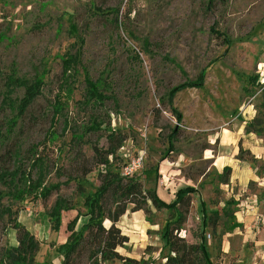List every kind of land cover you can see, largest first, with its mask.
<instances>
[{"label":"rangeland","instance_id":"374dc122","mask_svg":"<svg viewBox=\"0 0 264 264\" xmlns=\"http://www.w3.org/2000/svg\"><path fill=\"white\" fill-rule=\"evenodd\" d=\"M97 7L118 8V20L130 37L106 21ZM144 40L151 44L145 51ZM131 49L140 51L139 60H131ZM75 52L79 61L66 106L70 125L81 126L96 109L80 103L86 69L115 100L106 99L97 110L108 113L110 127L126 135L115 155L109 156L110 169L134 175L143 191L154 189L165 202L174 200L180 187L193 186L196 192L179 235L189 243L198 241L202 200L215 222L205 228L206 248L214 263L264 264V234L254 228H264V223L255 222L253 227L255 215L249 214L246 223L236 216L241 208L236 197L256 194L264 198V188L248 179L245 191H239L232 168L227 182H222V165L232 166L238 160L247 161L251 172L264 176V160L255 159L241 144L242 138H237L242 129L244 135H252L248 141L264 149V0H0V92L6 74L26 80L40 77L44 83L14 131L5 135L1 130L5 137H0V167L13 168L15 162L7 155L13 148L20 151L21 163L27 167L28 150L35 147L49 165L42 185H58L47 198L37 190L19 201L0 177V204L12 211L10 218L5 214L0 219V264H12L4 251L17 244L19 227L38 243L33 264H60L63 258L57 248L69 234L66 223L78 214L74 227L78 231L87 222L83 200L95 192L100 183L98 171L104 169L95 164L92 145L105 149L106 131L78 130L76 135L82 138L76 143L70 128L62 132L59 120L54 134L49 133L48 101L57 91L61 57ZM202 69V86L182 89L172 99L182 119L175 149L162 159L166 136L176 125L166 91L186 78L193 79ZM22 92L16 88L11 97L19 98ZM10 115L8 107H0V127ZM253 118L258 133H246V123ZM3 155L5 161H1ZM82 167L92 169L84 178L75 175ZM31 174L34 179V170ZM59 196L68 199L71 208L61 211L59 230H53L50 212ZM107 202L113 208L110 198ZM131 207L116 222L128 238L117 247L118 254L163 264L168 249L160 234L174 214L156 209L149 200L145 210L131 211ZM256 211L264 215V202ZM102 224L108 227L110 221L104 219ZM88 248L83 243L70 264H89ZM104 264H122V260Z\"/></svg>","mask_w":264,"mask_h":264},{"label":"trees","instance_id":"16d2710c","mask_svg":"<svg viewBox=\"0 0 264 264\" xmlns=\"http://www.w3.org/2000/svg\"><path fill=\"white\" fill-rule=\"evenodd\" d=\"M99 14L106 21L113 23L115 28L125 30L130 37L128 30L122 25V22L118 20V8L101 9L97 7ZM96 12V11H95ZM107 12V13H106ZM96 13H94L95 15ZM219 35V33H217ZM225 42H228L226 37H223ZM80 42L83 38L79 39ZM151 44L144 40L143 51L149 49ZM132 50L131 60H139V52ZM79 54L65 53L61 57V71L59 75V82L57 85V91L53 95L52 99L48 101L51 116H50V134L53 135V126L60 120L62 122V132L66 129H71V140L73 142H80L82 136L76 135L78 130L83 132L98 131L104 128L106 131V140L108 142L105 149L97 147L93 144V153L95 158V164L103 166L104 169L98 171V178L100 183L92 195H86L83 200V205L86 208L87 222L84 223L80 230H75V224L78 219V214L69 220L65 229L69 232L65 242L60 245L57 250L62 255V262L60 264H70L72 257L77 254L83 243H88V258L89 264H104L106 262H112L115 259H121L122 264H154L153 259L146 261L144 259H132L128 257H122L117 252V247L123 246L128 238L122 234L119 227L116 226V222L119 217L122 216L128 207L131 205V211H137L144 209L147 201L156 208H164L169 213L174 214L169 217L168 221L164 225L160 238L163 241V246L168 249L167 254L164 256L165 262L163 264H215L213 258L210 256L205 241V228L209 223H215L211 220V217L205 210L204 202L200 200V210L202 213V228L198 233V241L189 243L179 233L182 229V223L185 219V214L190 204L191 195L196 192L193 186L187 185L177 189L174 200L165 202L158 197L156 191L147 189L142 190L141 183L137 181L134 175L124 176L119 172H115L110 169L111 162L109 156H114L116 151L122 146L126 135L118 129L110 127V120L108 113L98 111L97 108H103L106 99L115 100L112 96L105 94L99 87L98 80H94L88 70L84 69L83 83L84 91L82 105H91L94 109L89 113L88 118L81 126H71L68 120L66 106L67 99L70 97L72 90V83L75 78V66L79 61ZM169 61L174 63L173 59H170L167 55H164ZM74 77V78H73ZM205 78L204 69H202L193 79H185L182 82L173 85L166 91L165 97L170 105V108L175 115L176 125L172 127L171 131L167 134V148L162 159H164L168 152L173 151L174 141L177 136L181 123L182 115L172 106V99L174 95L186 88L201 87ZM43 81L40 77H36L33 80H26L22 77H17L14 74H6L3 76V90L0 92V107H8L11 115L6 118L0 127V137L4 138L1 130L4 129L5 135H8L14 131L17 124V120L26 112L27 108L32 104L34 99L41 94ZM16 88H22V95L17 98L11 97V94ZM162 103V100H159ZM256 119L246 123L245 132L258 133L255 127ZM104 126V127H103ZM79 127V128H78ZM29 157H27V167L21 163L20 151L16 148L8 151L9 158L15 162L13 168L7 170L4 164L0 167L1 182L9 188L13 199L21 201L26 195L32 192H38V194L47 198L51 190L57 189L58 185L54 187H45L42 185L45 174L48 173V162L41 154L37 153L35 147L29 150ZM31 151V152H30ZM5 161V155L2 160ZM34 170L35 178L31 171ZM90 167H82L79 174H75L80 178H84L89 172ZM230 168L225 166L223 168V181L227 182ZM68 176H71L70 174ZM9 178L8 183L5 179ZM77 189L81 195L83 194V188L81 185H77ZM112 200L113 208L108 206V199ZM69 200L63 197H57L51 212L50 217L52 219L53 230H59L61 225V211L70 209ZM8 218L12 216V211L9 207H4L0 204V219L4 218V215ZM216 215V213H215ZM107 219L110 221L108 227L103 226L102 221ZM13 226L18 228L16 222H13ZM19 237L17 238V244L10 246L4 251L5 259H8L12 264H33L34 257L38 250V243L34 237L23 227H19Z\"/></svg>","mask_w":264,"mask_h":264},{"label":"crops","instance_id":"0c3cea01","mask_svg":"<svg viewBox=\"0 0 264 264\" xmlns=\"http://www.w3.org/2000/svg\"><path fill=\"white\" fill-rule=\"evenodd\" d=\"M240 132V131H239ZM250 134V133H249ZM246 134L244 135V131H242L241 129V133H239L237 136L238 139L242 138V142L241 144L245 145L246 148H248V150H250L251 154H254V158L257 160H264V149H261L259 144L257 143L254 144L251 140L248 141V139H252V135ZM235 138V137H234ZM250 145H249V143ZM260 160V161H261ZM216 164H218L219 161V157L216 159ZM222 166H227L229 168H232V175L235 177V179H237V183L236 186L239 189V191L244 192L245 191V186L246 183L249 180H254L257 184L258 187H262L264 188V176H257L254 172L250 171V165L247 164V161L244 160H238V163L234 164V165H229V163H225ZM231 166V167H230ZM249 179V180H248ZM242 196V195H239ZM255 200V204L253 203L252 200ZM236 200H239V204L241 207L238 210V213L236 214V216L238 217L239 220H241V222H245L246 217L249 216V214L255 215V221L254 219L252 220V224L255 222L260 221L261 223H264V215L261 214H256V210L258 209V205L261 204L262 202H264V198L256 195V194H249L246 195L243 198H238L236 197ZM247 204L246 207H244V205ZM247 226V225H246ZM254 227V224L252 225ZM255 229L257 228V232H260L261 234H264V228L262 227H258L255 226Z\"/></svg>","mask_w":264,"mask_h":264},{"label":"built area","instance_id":"2783aa9c","mask_svg":"<svg viewBox=\"0 0 264 264\" xmlns=\"http://www.w3.org/2000/svg\"><path fill=\"white\" fill-rule=\"evenodd\" d=\"M130 175H131L130 173L125 171V175L124 176H130ZM252 201H253L254 204L256 203L254 199ZM246 206H247V204L244 205V207H246Z\"/></svg>","mask_w":264,"mask_h":264}]
</instances>
